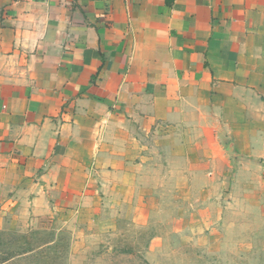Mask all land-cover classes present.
I'll list each match as a JSON object with an SVG mask.
<instances>
[{
    "label": "crops",
    "instance_id": "1",
    "mask_svg": "<svg viewBox=\"0 0 264 264\" xmlns=\"http://www.w3.org/2000/svg\"><path fill=\"white\" fill-rule=\"evenodd\" d=\"M228 160L264 179V0H0V216L95 222Z\"/></svg>",
    "mask_w": 264,
    "mask_h": 264
},
{
    "label": "rangeland",
    "instance_id": "2",
    "mask_svg": "<svg viewBox=\"0 0 264 264\" xmlns=\"http://www.w3.org/2000/svg\"><path fill=\"white\" fill-rule=\"evenodd\" d=\"M226 167L135 188L95 222L0 216V264H264V179Z\"/></svg>",
    "mask_w": 264,
    "mask_h": 264
},
{
    "label": "trees",
    "instance_id": "3",
    "mask_svg": "<svg viewBox=\"0 0 264 264\" xmlns=\"http://www.w3.org/2000/svg\"><path fill=\"white\" fill-rule=\"evenodd\" d=\"M28 250H26V251H24V252H22V253H25V252H27Z\"/></svg>",
    "mask_w": 264,
    "mask_h": 264
}]
</instances>
